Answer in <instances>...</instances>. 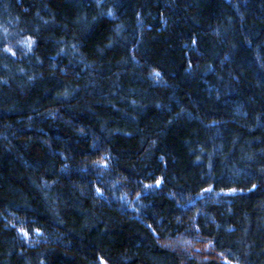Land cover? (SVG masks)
<instances>
[{"label": "trees", "instance_id": "1", "mask_svg": "<svg viewBox=\"0 0 264 264\" xmlns=\"http://www.w3.org/2000/svg\"><path fill=\"white\" fill-rule=\"evenodd\" d=\"M0 264H264V0H0Z\"/></svg>", "mask_w": 264, "mask_h": 264}]
</instances>
